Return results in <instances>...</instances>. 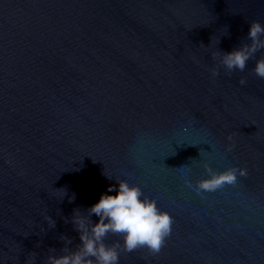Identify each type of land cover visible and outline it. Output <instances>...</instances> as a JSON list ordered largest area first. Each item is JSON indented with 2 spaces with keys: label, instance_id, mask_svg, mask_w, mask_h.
<instances>
[{
  "label": "water",
  "instance_id": "obj_1",
  "mask_svg": "<svg viewBox=\"0 0 264 264\" xmlns=\"http://www.w3.org/2000/svg\"><path fill=\"white\" fill-rule=\"evenodd\" d=\"M256 20L264 0H0V264L75 248L74 210L118 179L174 218L119 264H264V50L231 75L212 57ZM205 164L248 175L198 194Z\"/></svg>",
  "mask_w": 264,
  "mask_h": 264
},
{
  "label": "clouds",
  "instance_id": "obj_2",
  "mask_svg": "<svg viewBox=\"0 0 264 264\" xmlns=\"http://www.w3.org/2000/svg\"><path fill=\"white\" fill-rule=\"evenodd\" d=\"M247 40L250 43L244 42L231 52L212 53L213 59L218 60L227 74L231 75L237 70L243 72L248 61L255 59L257 52L264 50V24L258 20L252 21ZM253 72L257 77L264 79V56L256 61ZM211 75L213 78L218 76L219 67L212 68ZM246 83L247 80L241 78L240 84ZM228 140H232V135L228 136ZM231 150L232 146H229L228 151ZM183 167L190 173V168ZM204 168L209 178L196 183L195 189L198 194L236 186L239 177L248 175L247 168L232 167L222 172L214 171L208 164H205ZM104 175L112 179L105 172ZM116 181L118 191L116 185L110 186L107 190L109 193L116 192L115 195L102 194L99 202L88 208L86 214L79 208L74 210L71 222L79 234L80 243L71 248L69 245L72 244V240L62 235L60 239L64 241L65 246L62 248L64 254L48 255L45 264H119L122 252L132 253L141 248H146L152 256L161 252L167 238L172 234L174 218L167 211H162L155 199L144 196L138 185H130L123 179ZM184 183L188 187H193L190 179H185ZM71 200H75V195ZM93 215L99 218L98 222H93ZM49 222L55 227V221ZM109 235L122 237L123 243L120 241L106 243ZM49 251L55 253L56 250L50 248ZM36 257L35 252L31 253L26 264H36Z\"/></svg>",
  "mask_w": 264,
  "mask_h": 264
}]
</instances>
